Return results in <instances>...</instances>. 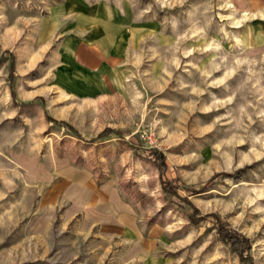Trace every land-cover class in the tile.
<instances>
[{"label":"rangeland","instance_id":"obj_1","mask_svg":"<svg viewBox=\"0 0 264 264\" xmlns=\"http://www.w3.org/2000/svg\"><path fill=\"white\" fill-rule=\"evenodd\" d=\"M150 147L192 192L162 189ZM70 167L148 241L53 203ZM211 213L264 264V0H0V264H241Z\"/></svg>","mask_w":264,"mask_h":264},{"label":"crops","instance_id":"obj_2","mask_svg":"<svg viewBox=\"0 0 264 264\" xmlns=\"http://www.w3.org/2000/svg\"><path fill=\"white\" fill-rule=\"evenodd\" d=\"M70 46L67 45L66 49L72 51L73 47ZM67 172L68 182H53L49 189L53 203L64 199L74 203L75 208L83 206L86 212L84 218H87L85 227L89 226L90 221L97 220L106 237L122 233L125 241L137 244L148 241L137 226L131 207L122 200L115 186L107 183L93 185L87 175L77 173L72 167Z\"/></svg>","mask_w":264,"mask_h":264},{"label":"trees","instance_id":"obj_3","mask_svg":"<svg viewBox=\"0 0 264 264\" xmlns=\"http://www.w3.org/2000/svg\"><path fill=\"white\" fill-rule=\"evenodd\" d=\"M10 83H11V89H12V94L14 95V88H13V69H14V62L13 59H11L10 62ZM50 121H53L57 125H62L66 128H68L71 132L75 133L77 136H79V133L76 129H74L69 123L61 120H57L51 117H47ZM112 131L113 129L110 128H105L101 132H99L95 137H93L90 141H95L98 139L104 138L109 131ZM117 134H120V136H123L124 131L121 130H115ZM147 156L149 160L153 163V165L157 168L160 178H161V186L162 189L166 192L176 194L178 196H181L180 193L177 191L178 189H184V185L182 184V180L179 179L178 177H168L166 175L167 170L169 169V165L167 162V156L159 149L150 147L147 149ZM100 182L97 181V184ZM187 192H192V190H187ZM182 197V196H181ZM185 200L191 204L192 206V213L189 214V219L191 222H197L199 220H202L206 217V215H200L197 218L195 215L198 213V208L193 205V203L187 199L186 197ZM209 216H213L215 220V227L217 230V233L219 234L220 238L229 242L231 246L236 250L239 260L241 264H247L248 261L250 260V249H251V243L248 237L242 235L240 232L232 228L227 222L221 221L220 217L215 214L211 213Z\"/></svg>","mask_w":264,"mask_h":264},{"label":"bare ground","instance_id":"obj_4","mask_svg":"<svg viewBox=\"0 0 264 264\" xmlns=\"http://www.w3.org/2000/svg\"><path fill=\"white\" fill-rule=\"evenodd\" d=\"M70 46V45H69ZM71 47V46H70Z\"/></svg>","mask_w":264,"mask_h":264}]
</instances>
